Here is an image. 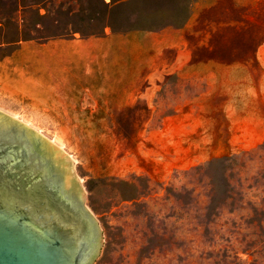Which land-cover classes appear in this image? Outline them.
I'll return each instance as SVG.
<instances>
[{
	"label": "rangeland",
	"instance_id": "374dc122",
	"mask_svg": "<svg viewBox=\"0 0 264 264\" xmlns=\"http://www.w3.org/2000/svg\"><path fill=\"white\" fill-rule=\"evenodd\" d=\"M194 2L130 0L115 7V28L137 16L158 27L191 13ZM110 14L103 0H0V77L13 80L0 82V110L74 159L84 204L103 234L93 264H264V134L231 121L225 94L203 96L220 84L202 75L216 67L128 88L131 82L106 79L126 69L108 44L93 43L91 67L82 61L85 46L60 44L103 35ZM201 15L240 21L214 29L196 57H249L264 40V0ZM72 53L80 64L61 62ZM21 75L41 86L40 105H28L34 100L16 82ZM197 121L201 138L181 141ZM225 190L231 199H212Z\"/></svg>",
	"mask_w": 264,
	"mask_h": 264
},
{
	"label": "water",
	"instance_id": "95a60500",
	"mask_svg": "<svg viewBox=\"0 0 264 264\" xmlns=\"http://www.w3.org/2000/svg\"><path fill=\"white\" fill-rule=\"evenodd\" d=\"M73 163L0 110V264H93L103 234Z\"/></svg>",
	"mask_w": 264,
	"mask_h": 264
},
{
	"label": "crops",
	"instance_id": "0c3cea01",
	"mask_svg": "<svg viewBox=\"0 0 264 264\" xmlns=\"http://www.w3.org/2000/svg\"><path fill=\"white\" fill-rule=\"evenodd\" d=\"M223 1L195 0L189 18L179 26L166 25L155 29L139 28L128 31H116L106 27L103 35L96 39L73 37L60 44L74 51L77 46H85L86 54L82 61L85 66L90 67L92 66L93 43L108 44L109 51L115 52V57L123 61L126 69L123 70V77L106 79L131 82L132 85L127 86L128 88L136 87L135 84L138 82L156 81L172 74H177L181 80H185L190 76L185 71H195L198 67H216L210 68L211 73L202 75L213 78L214 82L219 81L220 84L208 87L210 89L205 90L203 96L205 97L206 94L211 96L215 90L225 94L235 114L231 121L239 122L237 127L243 132L252 131L259 135L264 134V40L255 47V54L251 53L249 57L228 60L196 57L198 45L209 41L214 29L234 26L240 21L235 17L225 18L222 15L204 18L201 12L215 7L225 12L236 11L245 6L248 0H228V5H224ZM112 45L115 46L112 47ZM80 60L75 53H72V57L62 59L61 62L80 64L82 62ZM40 61L44 63L43 58ZM22 76L16 81L21 83L22 91H27L29 94V89L33 88L41 91L39 83L35 82L31 85V81ZM192 76L201 77V74ZM8 80L13 82L9 78L0 77V82H9ZM226 81L229 83L227 86L224 85ZM202 110H204L202 107H197L193 112L201 113ZM196 123L197 125L187 123L186 130H192L195 134L191 138L182 136L181 141L201 138L199 131H201L202 123L200 121Z\"/></svg>",
	"mask_w": 264,
	"mask_h": 264
},
{
	"label": "trees",
	"instance_id": "16d2710c",
	"mask_svg": "<svg viewBox=\"0 0 264 264\" xmlns=\"http://www.w3.org/2000/svg\"><path fill=\"white\" fill-rule=\"evenodd\" d=\"M104 3L107 5L108 10L110 11V15L107 17L105 23H104V29L107 26H110L113 30L116 31H128V30H132V29H155V28H160V27H164L166 25H182L184 24L187 19L190 16V11L186 10L185 13H181L178 17H174L172 19V21L166 22L164 24H161L160 26L156 27V26H152L149 24V22H151V16H137L133 21L130 20L129 18H125L123 22H126L127 25L125 27L120 26L119 28H115L117 27V23H118V19L114 17L113 12H115V7H121L122 5H124L125 3H128L130 0H111V2H106L105 0H103ZM177 18H180V21H176ZM122 27V28H121ZM104 32V30H103ZM233 197V195H231L230 193H228L226 190L225 192H223V194H215L214 196H212L213 200H217V201H224V200H228L231 199Z\"/></svg>",
	"mask_w": 264,
	"mask_h": 264
},
{
	"label": "bare ground",
	"instance_id": "6f19581e",
	"mask_svg": "<svg viewBox=\"0 0 264 264\" xmlns=\"http://www.w3.org/2000/svg\"><path fill=\"white\" fill-rule=\"evenodd\" d=\"M47 83V82H46ZM49 83V82H48ZM44 84H45V82H44ZM50 90V89H49ZM29 91H30V96H28V97H32V99L34 100L33 102H31V103H29L28 105H32V106H38V105H40V99L39 98H37V95H34V94H37V93H39V90L37 89V88H33V89H29ZM24 92V91H23ZM49 92H52V90H50ZM28 124V123H27Z\"/></svg>",
	"mask_w": 264,
	"mask_h": 264
}]
</instances>
